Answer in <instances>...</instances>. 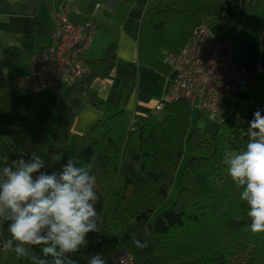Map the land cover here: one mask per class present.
Listing matches in <instances>:
<instances>
[{
	"label": "trees",
	"instance_id": "1",
	"mask_svg": "<svg viewBox=\"0 0 264 264\" xmlns=\"http://www.w3.org/2000/svg\"><path fill=\"white\" fill-rule=\"evenodd\" d=\"M223 0H147L137 37V63L164 75L172 68L165 58L178 55L201 25L208 26L223 14ZM239 20V24L238 21ZM264 27V0H240L237 19L229 37L237 49L260 38ZM235 58L236 53H235ZM89 74L66 88L63 103L56 109L42 172H59L69 159L77 166L92 165L99 197L95 207L99 231L87 236V245L68 254L77 264L90 257L125 250L134 264H264V233L253 234L247 217L248 205L240 199L223 164L224 153L245 147L248 127L234 115L225 118L215 132L194 126L202 113L185 99L164 102L163 108L134 121L117 112L75 134L69 149L75 114L86 102L98 108L91 89L95 78H104L112 65L102 60L85 61ZM54 109L49 93L34 94L21 128L0 121V167L10 165L20 152H39ZM188 143L192 156L182 168V185L169 209L145 225L167 199L178 164ZM40 173H34L38 176ZM8 221L0 218V264H34L43 257L39 246L29 256L5 253L11 238ZM135 241L144 247L137 246Z\"/></svg>",
	"mask_w": 264,
	"mask_h": 264
},
{
	"label": "crops",
	"instance_id": "2",
	"mask_svg": "<svg viewBox=\"0 0 264 264\" xmlns=\"http://www.w3.org/2000/svg\"><path fill=\"white\" fill-rule=\"evenodd\" d=\"M60 0H0V121L21 128L28 116L34 94L29 75L30 52L35 45L48 44L53 31L51 7ZM147 0H74L70 21L83 25L94 21L96 32L85 53V61L102 60L112 65L104 78H95L91 89L100 106L84 102L75 114L70 140L75 134L88 131L92 125L117 112L129 121L155 113V107L172 90L173 72L164 75L137 63V37ZM224 10L219 20L208 23L219 39L229 36L237 19L240 0H223ZM239 24V20L237 21ZM238 63L249 71L264 70V27L259 39L246 43L243 50L233 45ZM55 103L56 100L53 99ZM57 109V108H56ZM264 115V88L242 91L223 101L220 112L205 113L201 123L207 132H215L219 124L234 115L248 127L255 111ZM56 111L51 120L55 121ZM49 124V123H48ZM31 155L20 152L18 159Z\"/></svg>",
	"mask_w": 264,
	"mask_h": 264
},
{
	"label": "clouds",
	"instance_id": "3",
	"mask_svg": "<svg viewBox=\"0 0 264 264\" xmlns=\"http://www.w3.org/2000/svg\"><path fill=\"white\" fill-rule=\"evenodd\" d=\"M242 135L248 137L245 147L226 151L222 162L235 186L242 189L240 199L248 205L250 231L264 233V115L260 110ZM43 167L44 160L35 151L29 160L20 158L10 165L5 158L0 167V218L8 221L11 235L2 250L21 258L29 256L30 247L39 246L42 256L51 260L33 255L34 264H77L68 254L77 253L87 245L88 234L99 231L92 165L77 166L69 159L61 171L51 174L42 172ZM88 264L106 261L96 254Z\"/></svg>",
	"mask_w": 264,
	"mask_h": 264
},
{
	"label": "built area",
	"instance_id": "4",
	"mask_svg": "<svg viewBox=\"0 0 264 264\" xmlns=\"http://www.w3.org/2000/svg\"><path fill=\"white\" fill-rule=\"evenodd\" d=\"M74 0H60L51 7L53 31L48 44L34 46L29 57V75L33 94L49 93L57 101L67 87L88 76L85 53L90 47L96 25L88 19L83 25L70 21L75 9ZM172 68V90L159 101L155 111L164 102L185 99L198 112L217 113L223 101L242 91L264 88V70L249 71L235 58L232 40L217 38L206 25L195 29L191 39L178 55L165 58ZM106 264H134L132 255L119 250L106 256Z\"/></svg>",
	"mask_w": 264,
	"mask_h": 264
},
{
	"label": "rangeland",
	"instance_id": "5",
	"mask_svg": "<svg viewBox=\"0 0 264 264\" xmlns=\"http://www.w3.org/2000/svg\"><path fill=\"white\" fill-rule=\"evenodd\" d=\"M65 90H63L57 101L54 103V111H56V108L59 107L63 101H64V94ZM193 112V117L196 116V110L193 109L192 110ZM205 115V113H203L201 115V118H199L198 120H196V118L192 119V123L194 124V126H197V127H200L202 128V123H201V120L203 118V116ZM54 125H55V121L54 120H51V122H49L48 126H47V129H46V140L45 142L43 143V146L40 148L39 152H37L41 157L42 159L45 157V153H46V150H47V147L48 145L50 144V141H49V136L51 135L52 131H53V128H54ZM74 148V142H73V139L71 138L70 140V144H69V149L72 150ZM192 156V151L188 145V143H186L184 145V152H183V155H182V158L178 164V167H177V170H176V174H175V178H174V182L172 184V186L169 188V191H168V194H167V199L166 201L159 207L155 210V212L153 213V215L151 216V218L147 221L146 225H145V228L147 230V233L150 234V228H151V223L153 222V220L161 213L163 212L164 210L166 209H169L177 195V192L178 190L181 188V185H182V168L183 166L185 165L186 161L191 158Z\"/></svg>",
	"mask_w": 264,
	"mask_h": 264
}]
</instances>
